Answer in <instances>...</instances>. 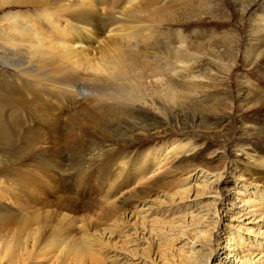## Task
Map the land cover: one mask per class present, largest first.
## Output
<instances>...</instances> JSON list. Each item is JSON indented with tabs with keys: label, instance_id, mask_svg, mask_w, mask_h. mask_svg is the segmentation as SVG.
Segmentation results:
<instances>
[{
	"label": "rangeland",
	"instance_id": "1",
	"mask_svg": "<svg viewBox=\"0 0 264 264\" xmlns=\"http://www.w3.org/2000/svg\"><path fill=\"white\" fill-rule=\"evenodd\" d=\"M52 1L54 2L51 5L56 2L53 5L56 8L60 5L65 8L63 10L67 8L66 12L60 10L66 14L70 10V13H81L76 11L90 6L99 7L100 13H105V22L113 23L109 24V28H114L112 35L120 34L121 38L114 36L115 43L117 39L121 40V43L117 41V46L121 45L124 49L127 47L126 50L130 51L132 46L138 51H144L143 55L146 57H141L139 64L146 79L140 78L141 73L136 75L137 77L120 76L114 81L101 83L103 79H99V82L98 77L91 75L81 54H57V49H52L51 45V50H47L48 45H44V50L37 52L43 42L38 45L27 37L17 36L16 32L11 33L10 30L13 29L12 24H16L21 31L19 25L22 26V23L19 21L26 23V26L23 24L26 28H30L28 23L32 20L33 23L39 24L34 23L41 30H49V24L44 20L47 9L43 3H20L12 0L9 4H3L0 1V84L3 85V88L0 85V98L6 94L4 91L7 89L4 88H9L8 85L19 88L3 106L7 121H10V136L7 146L0 142V162L8 161L6 164L13 167L12 171L6 172L3 177L11 181L17 192L8 194L3 190L4 196H0V239L3 236V239L7 240L6 243L11 239L13 243L22 241L23 227L26 226L24 213L34 215L40 212L42 217L48 219L49 224V220L56 217V209L55 214L59 215L57 223L60 221L63 224L69 221L67 215L79 214V217L87 214L88 216H85L89 218L92 215L97 216L102 209V213L107 210V215H103L105 217L100 214L102 219H95L93 216L92 221L87 219L91 224L89 232L98 233L104 226L101 224L104 221H118L124 232H121V229L103 236L105 245H93V248H96L94 252L98 253L95 255L102 257H97L98 264H151L147 256H152L159 262L166 257L168 264H185L182 257L184 240L180 238L181 232L186 233L184 237L189 242L185 246V251H188L185 253L188 255L201 248L203 243L216 250L210 258L207 257L208 247L204 248L198 264H216L219 257L225 259V264H244L240 254L228 249L227 238L228 234L233 232L232 228H237V239L243 240L245 246H253V264H264L261 258L264 252V214L257 210L251 211L253 206L246 207L240 201V198H249L248 196L251 200H256L257 197L252 194L257 193L254 185L264 190V177L257 179L251 176L252 169L259 164L264 165V0H96L98 5L95 0ZM87 2L93 5L88 6ZM131 2L137 4V7L131 8ZM109 14L112 20L109 19ZM145 34L147 38L151 36L149 40L153 41V44L146 45ZM126 35L129 37L126 38ZM108 37L107 32L100 39L107 41ZM130 38L135 46L129 43ZM87 39L85 38L77 48L84 47L88 55L94 52L95 63L101 61L104 56L101 52L102 43ZM125 40L128 46H125ZM178 65L186 69L181 70ZM29 67H34L35 70H40L39 72H48V75L50 73L54 77L48 78L53 80L62 75L77 74L76 81L81 82L84 87L78 89L75 94H63L56 82L51 81L49 84L48 81L47 88L50 86L51 90L54 88L53 91L57 90L59 94L53 95L43 87L35 86L37 80L32 73L36 71H29L32 74L29 77L18 70ZM54 74H57V77ZM129 80L133 82L131 89L134 100H117L116 103L120 107L113 104H106L102 108L94 107L95 95L100 92L105 94L106 89L107 92L119 90L120 85L129 84ZM25 83L27 85H24ZM6 95L8 97V94ZM119 102H127L130 107L124 108L126 105ZM41 109L57 123L61 139L60 142V139L56 140L57 144H54L55 139L48 133ZM23 119L24 123L21 122ZM40 120L45 124L42 121L40 123ZM25 124L27 127H34L32 130L39 136L40 141L32 138L35 134L31 137L32 133L25 129ZM38 130L40 133L43 131L42 134L38 133ZM40 137L44 138V142L48 140L47 144L42 142ZM62 139H66L65 142ZM29 140L33 142L32 145H35V140V143L38 141L37 146H33L35 151L41 144L44 149H56H53V158L58 159L57 166L54 165L56 169L54 166L47 169L48 165L44 168V165L39 163V156L36 157L39 162L28 164L29 167L32 166L30 168L27 164L17 166L21 159L34 151ZM175 144L188 148V151L174 154L167 163L155 168L157 177L155 176L152 184L145 186L137 192L136 197H131L123 204L119 200L115 201L117 203L114 206L118 205L119 208L104 206L101 197L108 192L115 180V173L118 174L121 161L129 160L128 167L131 164L132 168H135L146 160V154L168 152ZM19 156L21 157L17 158ZM103 160L106 166H103ZM112 161L117 164L114 162V165ZM59 163L62 164V169L67 167L69 173L64 175L66 177L58 175L61 170ZM64 163L67 166H64ZM189 175L192 177L188 185H184L188 189L176 196L173 192L180 180ZM67 194L71 196L73 203L76 201L74 206L78 207L77 210L68 211L67 208L58 206L64 202ZM27 196L34 200L35 206L21 209L16 201ZM142 207L147 208V225H142L131 217ZM248 209L251 214L246 213ZM1 214L7 216L2 217ZM156 219L161 222L153 224ZM171 221H174V224H171ZM34 224H30L31 228ZM33 228H37V225ZM47 231L52 232L49 229ZM76 231L74 234H77V239L79 234ZM127 235H130L129 244L124 243L125 239H129ZM97 236L100 237L98 234ZM29 248L32 249L31 246ZM1 251L6 253L7 249ZM17 252L21 253L19 250ZM43 257L44 255L32 263H27L26 255L24 257V254H19L14 257L12 264H49L47 256ZM0 263L7 264L5 259L0 260ZM73 263V260L68 261V264Z\"/></svg>",
	"mask_w": 264,
	"mask_h": 264
},
{
	"label": "bare ground",
	"instance_id": "2",
	"mask_svg": "<svg viewBox=\"0 0 264 264\" xmlns=\"http://www.w3.org/2000/svg\"><path fill=\"white\" fill-rule=\"evenodd\" d=\"M3 4H9V3H11V1L12 0H0ZM17 1H19L20 3H28V2H33V3H35V2H42L43 3V5H44V7L47 9V13H45L44 12V10H43V12L46 14V17H45V22H46V20H47V24H49L48 25V29L49 30H47V28L45 29V31L44 30H41V28L39 27V26H36L38 23L37 22H34V23H37V24H34L33 23V20L32 19H35V18H31V23H28V24H30V25H28V26H30V28H26L25 26V24H24V22H20L19 21V23L23 26H20L18 23V25H19V27H21V31H19V29L14 25V24H12V26H13V29L12 30H10V32L11 33H13V32H16V33H18V34H16L17 36L18 35H20L21 36V38L22 37H27L28 39H30L32 42H36L38 45H40L42 42V44H41V46L39 47V49H37L36 51L37 52H40L39 50H44V45H48L47 46V50H51V48L53 49V48H55V49H57L56 51H58V52H56L57 54H59V53H61L62 52V55H76V54H81V55H83L82 56V58L87 62V64H88V69H90V72L92 73L91 75L93 76V77H95V78H97L98 77V80L99 79H103L102 81H101V83H103V81L105 82V81H114L115 79H117V78H119L120 76H124V78L126 77H128L129 76V78H130V76L131 75H133V76H139V75H141V73H142V75L140 76V78H142V77H144V75H143V68L141 67V65L139 64V59H141V57L143 58L145 55H143V52L144 51H138V50H136V48H135V51L133 50L134 48L131 46V50L132 51H130V50H126L127 49V47H126V49H124V48H121L119 45L117 46V44H118V42L120 41V43H121V40H118L117 39V41H116V43L114 42V36L116 35H118V38L120 37L119 35V33H117V34H114V35H112V29H114V28H109V24H113L112 22L110 23V22H108V21H106L105 22V20H106V18H105V13H100L101 11V9L99 10V7H97V8H95L94 6H90L89 5V3L87 2V4H88V6H90V7H87L86 9H81V11H79V10H75L76 12H81V13H70V11H69V13H61L62 11L63 12H66L67 11V8H66V10H63V6L61 7V5L59 6V7H55V6H53L54 4H52L51 5V3L52 2H54V1H52V0H17ZM56 1V0H55ZM88 1V0H87ZM114 1V0H113ZM129 2H130V0H128ZM95 2H96V4H97V1L95 0ZM94 2V3H95ZM100 2V1H99ZM135 2V1H134ZM138 2V1H137ZM132 4H133V2H131ZM36 4H38V3H36ZM81 5V4H80ZM93 5V4H92ZM98 5V4H97ZM129 5V4H128ZM39 6V5H38ZM41 6V5H40ZM130 6H131V4H130ZM130 6H129V9H130ZM132 7H137V4H133V6H131V8ZM81 7H79V9H80ZM85 8V7H84ZM125 8V7H124ZM62 9V11H60ZM65 9V8H64ZM128 9V10H129ZM58 11H60V13L58 12ZM74 11V10H73ZM74 11V12H75ZM123 14H125V13H123ZM131 14V13H130ZM107 16V15H106ZM110 16V14L108 15V17ZM114 16V15H113ZM112 16V17H113ZM111 17V16H110ZM110 17H109V19H110ZM105 18V19H104ZM120 18V17H119ZM126 19H128V18H126ZM110 20H112V19H110ZM119 21V19H115V21ZM22 21H24V20H22ZM114 21V20H113ZM121 21V20H120ZM123 21H125L126 22V20L124 19ZM28 22V21H27ZM44 22V23H45ZM122 22V21H121ZM40 23V22H39ZM25 26H24V25ZM41 24H43V23H41ZM39 25V24H38ZM41 26H43V25H41ZM46 26V25H45ZM112 27V26H111ZM11 28V27H10ZM43 28V27H42ZM32 29V30H31ZM40 29V30H39ZM46 30L48 31V32H46ZM31 32H33V33H37V34H33L32 35V33ZM46 32V33H45ZM107 32H108V34H109V37H108V40L107 41H102L100 38H101V36L105 33V34H107ZM86 36L85 38L87 39H91V41H95L96 40V42L98 41V42H100V43H102V45H101V52L103 53V58L101 57V61H99V62H97L95 59V55L93 54L94 52H92L91 53V55H88L87 54V50L83 47V48H77V46H81L82 44V42L85 40V38H84V36ZM147 34H145V37H146V45L147 44H153L154 42L153 41H150L149 40V38L151 37V36H148V38H147V36H146ZM149 35V34H148ZM10 36V35H9ZM13 37V39H14V36H12ZM126 38H128L127 37V35L125 36ZM8 38H10V37H8ZM117 38V37H116ZM121 38V37H120ZM124 38V37H123ZM12 39V38H11ZM11 39H9V41L11 40ZM87 39V40H88ZM131 39V38H130ZM151 39V38H150ZM26 40V39H25ZM127 40V39H126ZM125 40V41H126ZM135 40V39H134ZM138 40V39H137ZM155 40H156V38H155ZM128 41H129V43L132 41V39L131 40H129L128 39ZM140 41H142V40H140ZM140 41H137V43L139 44L140 43ZM114 43L116 44V46L114 45ZM132 43V42H131ZM135 43H136V41H135ZM142 44H143V41L141 42ZM140 43V44H141ZM53 44H54V46H53ZM126 44H128L127 43V41H126V43H125V46H128V45H126ZM132 44H134V43H132ZM50 45H51V48H50ZM122 45H124L123 44V42H122ZM131 45V44H130ZM136 44H134V46H135ZM144 45V44H143ZM145 45V46H146ZM111 46H113V48H111ZM141 46V45H140ZM138 47H139V45H138ZM144 47V46H143ZM148 47V46H147ZM133 48V49H132ZM142 48V47H141ZM60 49V50H59ZM148 49V48H147ZM96 54V53H95ZM101 54V53H100ZM144 54H146V53H144ZM93 56V57H92ZM98 55H96V57H97ZM101 56V55H100ZM99 57V56H98ZM146 57V56H145ZM93 58H95L94 60L96 61V63L93 61ZM99 59V58H98ZM92 62V63H91ZM178 63H180V62H178ZM22 65V64H21ZM177 65V64H176ZM182 66H183V64H181ZM181 65H178V67L182 70L183 68H182V66ZM184 66H186V65H184ZM22 67V66H21ZM28 67V66H27ZM139 67H141V69H142V71H141V69L139 68ZM36 69H38V68H36ZM185 69H186V67H185ZM185 69H183V70H185ZM18 70H20L23 74H25V75H32L33 74V76L34 77H36V83H35V86H41V87H43V89L44 90H47V92L49 91V92H52V94L54 93V94H58V91L56 90H54L53 91V89L51 90L49 87V89L47 88V84L49 83H51V81L53 82H56L58 85V88L60 87V89H62L61 90V92L63 93V94H65V93H68V94H70V95H72V94H75V92L76 91H78V89H80L81 87H84L83 85H82V83L81 82H77L76 81V78L78 77V76H75V75H77V74H73L72 76L71 75H62V76H59V77H57L55 74V76L57 77V80H53V79H49L48 77H50V76H52V77H54L53 75H50V73H49V75L45 72V71H43V72H39V71H37V70H35V68L34 67H29V68H22V69H18ZM31 70H34V71H36L37 72V74H35L36 72H34V73H32V74H30L31 73ZM177 70V69H176ZM29 71H30V73H29ZM33 72V71H32ZM39 72V73H38ZM51 73H53V72H51ZM54 73H56V72H54ZM35 74V75H34ZM136 76V77H137ZM29 77H31V76H29ZM33 77V78H34ZM47 77V78H46ZM39 78V79H38ZM123 78V79H124ZM145 79H146V77H144ZM152 78V77H151ZM149 79H150V77H149ZM94 80V79H93ZM96 80V79H95ZM147 80H148V78H147ZM48 81H50V82H48ZM126 81V80H125ZM132 81V80H131ZM130 80H129V84H122V85H120V87L121 88H119V90L117 89V90H115V91H111V92H107V89H106V92H104L105 94H103L102 92H100V93H98L99 91H97L98 90V87H97V95H95V98L93 99V102H94V107H96V108H102V106H104V105H110V104H113V106L114 105H117V100L118 101H124V100H128V102H131V100H134L133 99V95H132V87H133V82H131ZM149 82H152V81H150V80H148ZM156 81H158V80H156ZM160 81V80H159ZM34 82V81H33ZM48 82V83H47ZM95 82H97V81H95ZM99 82H100V80H99ZM98 82V83H99ZM118 82V81H117ZM124 82V81H123ZM8 83V82H7ZM11 83V82H10ZM10 83H8V84H10ZM93 83V85L95 86V84H94V82H92ZM110 83V82H109ZM113 83V82H112ZM34 84V83H33ZM105 84H107V83H105ZM1 85V84H0ZM24 85H27L26 83L24 84ZM92 85V84H91ZM98 85V84H97ZM101 85V84H100ZM100 85H98V86H100ZM109 85V84H108ZM107 85V86H108ZM112 85V84H111ZM6 86H7V84H6ZM30 86V85H29ZM1 87L3 88V85H1ZM7 87H9V88H4V89H7L6 91H4L6 94H8V97H7V95L5 94L4 95V97L3 96H1V98H0V142L2 143V144H4V145H6V144H8V139H9V136H10V133H9V125H8V123L10 122V121H7V118H6V115H5V113H4V111H3V106H4V102H6L8 99L9 100H11V95H13V92L15 91H18V86H16V87H14V85H12V86H7ZM53 87V86H52ZM89 87V86H88ZM92 87V86H91ZM96 87V86H95ZM136 86L134 85V88H135ZM108 88V87H107ZM115 88V87H114ZM39 89V88H38ZM108 89H110V88H108ZM112 89V88H111ZM29 90V89H28ZM44 90H42V91H44ZM31 91V90H30ZM37 91V90H36ZM39 91V90H38ZM60 91V90H59ZM93 91V90H92ZM100 91H101V88H100ZM104 91V90H103ZM109 91V90H108ZM0 92H2V91H0ZM95 92V91H94ZM134 92V91H133ZM44 93V92H43ZM93 93V92H92ZM51 94V93H50ZM53 94V95H54ZM101 94V95H100ZM59 95V94H58ZM57 96V95H56ZM139 96V95H138ZM3 97V98H2ZM135 98V97H134ZM20 99H21V97H20ZM138 99V98H137ZM119 103H121V102H119ZM118 103V104H119ZM123 103V102H122ZM121 103V104H122ZM120 104V105H121ZM124 105H126L124 108H129L130 107V105H129V103H127V102H124L123 103ZM9 105V104H8ZM7 105V106H8ZM117 106H119V105H117ZM116 107V106H115ZM120 107V106H119ZM118 107V108H119ZM123 107V106H122ZM118 108H115V109H118ZM41 112L43 113V115H44V118H45V123H46V126H47V128H48V133L50 134V136L51 137H53L54 139H55V141L56 140H58V139H60L59 137V130H58V127H57V123H55L54 122V120H52L51 118H50V116L43 110V109H41ZM96 112V111H95ZM39 114V113H38ZM41 115V114H40ZM16 116V115H15ZM19 116V115H18ZM14 117V116H13ZM40 118L39 119H41V116H39ZM16 118H17V116H16ZM22 118V117H21ZM15 119V118H14ZM9 120V119H8ZM16 120H18V119H16ZM15 120V121H16ZM20 121V120H19ZM33 121V120H32ZM36 121H38V120H36ZM41 121L42 120H40L39 122L41 123ZM21 122L22 123H24V119L23 120H21ZM38 122V123H39ZM43 122V121H42ZM39 123V124H40ZM44 123V122H43ZM44 123V124H45ZM26 125V124H25ZM24 125V126H25ZM17 126V125H16ZM23 126V127H24ZM35 126V125H34ZM37 126V125H36ZM45 126V125H44ZM15 127V126H14ZM13 127V128H14ZM26 127H27V125H26ZM25 127V129L26 130H28V131H30L31 133H32V135H31V137L35 134V131H33L34 129V127L32 128V126H30V125H28V127L26 128ZM33 129V130H32ZM38 129V128H37ZM44 129V128H43ZM15 130V129H14ZM39 132L38 133H40V130H38ZM43 132V131H42ZM42 132L40 133V134H42ZM30 133V134H31ZM29 134V135H30ZM39 134V135H40ZM36 135V136H35ZM34 135V137H32V138H35V139H37L38 141H40L39 140V136L37 137V134H35ZM43 135H44V133H43ZM28 136V135H27ZM41 136V135H40ZM30 137V138H31ZM42 137V136H41ZM40 137V139H41V141L42 142H44L42 139H44V138H41ZM43 137H45V136H43ZM47 137V136H46ZM24 138H26V137H24ZM28 138V137H27ZM48 138V137H47ZM70 138H72V137H70ZM69 138V139H70ZM29 139V138H28ZM50 139V138H49ZM63 140V139H62ZM64 140H66V139H64ZM63 140V141H64ZM25 141H27V140H25ZM31 140H29V142H30ZM32 141H34V139H32ZM31 141V142H32ZM38 141H37V143H38ZM48 141V140H47ZM46 141V142H47ZM53 141V140H52ZM59 142L61 141V139L60 140H58ZM58 141H56V143L54 142V144H57V142ZM63 141H62V144H63ZM68 141V140H67ZM35 142H36V140H35ZM34 142V144L37 146V143H35ZM46 142H44L45 144H47ZM53 142H52V144H53ZM65 142V141H64ZM73 142V141H72ZM71 142V143H72ZM27 143H28V141H27ZM40 143V142H39ZM68 143H70V140H69V142ZM33 144V142L31 143V145ZM59 144V143H58ZM65 144V143H64ZM35 145H32L31 146V148L34 146V147H36ZM60 145V144H59ZM71 145V144H70ZM7 146V145H6ZM5 146V147H6ZM28 146H30V145H28ZM51 146H53V145H51ZM33 147V149H34V151H35V148ZM39 148H41L39 151H38V149L39 148H37V152L35 151V153H33L34 151H33V149L31 150V151H33L31 154H30V152H29V154L30 155H26V153H25V156H27V157H24L23 159H21L20 160V162H18V164H17V166L19 165H21V164H27L26 166L27 167H29V163H34V162H39V161H37V156H39L40 158H39V160H40V162L39 163H41L42 165H44V168H45V166L46 165H48V167H46L47 169L49 168V166H54V165H56L57 166V162H56V160L58 161V159H54L53 158V153H54V151H53V149H55L54 147H53V149H51V148H47L46 147V149H44V148H42V144L40 145V146H38ZM43 147H45V146H43ZM58 148H60L59 146H57ZM56 147V148H57ZM6 148H8V147H6ZM30 148V149H31ZM57 148V149H58ZM193 150L195 149V147H193L192 148ZM28 150V149H27ZM56 150V149H55ZM59 150V149H58ZM30 151V150H29ZM52 151V152H51ZM111 151H113V150H111ZM186 151H188V148H186V147H183V146H181V145H177V144H175L168 152H157L156 154L154 153H148V154H146L145 155V157H146V160L143 162V163H141L138 167L136 166L135 168H132V166L133 165H131L130 164V167H128L129 165H128V161L129 160H126V161H121L122 163H121V168H119V172H118V174H116L115 173V176H116V178H115V180L112 182V185L110 186V188H109V190H108V192L103 196V197H101L102 198V203H104L105 205L104 206H106L107 208L108 207H114V208H116L114 205H115V203H117V202H115V201H120L122 204L124 203V202H127L131 197H133V196H135L136 194H137V192H139V191H141L145 186H149L150 184H152V181L155 179V176H156V171L154 172V169L155 168H158V167H161L163 164H165V163H167L169 160H170V158L174 155V154H176V153H179V152H186ZM56 152V151H55ZM63 152V151H62ZM61 151H60V153H62ZM105 152V154L107 153L106 151H104ZM103 152V153H104ZM108 152H110L109 150H108ZM58 155V154H57ZM101 155V154H100ZM24 156V155H23ZM21 156H19V157H17V158H20ZM59 157V156H58ZM63 157V156H62ZM65 157V156H64ZM101 157V156H100ZM110 157V156H109ZM108 157V158H109ZM120 157V156H119ZM126 157V156H125ZM124 157V158H125ZM16 158V159H17ZM60 158V157H59ZM116 158V157H115ZM123 158V157H122ZM251 158H252V156H251ZM13 159V158H12ZM64 159V158H63ZM126 159V158H125ZM124 159V160H125ZM253 159V158H252ZM114 160V159H113ZM116 161H117V158L115 159ZM118 160H119V158H118ZM122 160V159H121ZM107 161H109V160H107ZM1 162H3V161H1ZM0 162V163H1ZM17 162V161H16ZM15 162V163H16ZM63 162V161H62ZM113 162V161H112ZM115 162V161H114ZM114 162H113V164H114ZM118 162V161H117ZM149 162V164H145V163H148ZM6 163H8V161L6 162ZM6 163H1V165H0V196H1V198L4 196V191L3 190H5V191H7V193L8 194H11V192H17L16 190H17V188L15 187V186H13L10 182V180H8L7 179V177H3L4 176V174L7 172V173H9L10 171H12V168L10 167V165H9V167L10 168H8V165L6 164ZM9 163H10V161H9ZM107 163V162H106ZM108 163H110V162H108ZM107 163V164H108ZM116 163V162H115ZM38 164V163H37ZM41 164H39L40 166H41ZM102 164H103V166H106L105 165V161L103 160L102 161ZM112 164V165H113ZM117 164V163H116ZM11 165H13V163H11ZM32 165V164H31ZM115 165V164H114ZM113 165V166H114ZM14 166V165H13ZM21 166H23V165H21ZM20 166V167H21ZM56 166H54V168L56 167ZM59 166H61L60 168H61V170L60 171H58V175H60L61 177H66V176H64V175H67V173H69V172H67V167L66 168H64V169H62V164L61 163H59ZM64 166H67V164H65L64 163ZM63 166V167H64ZM101 166V165H100ZM111 166V165H110ZM118 166H120V165H118ZM255 166H257V165H255ZM264 165L263 164H259L257 167H255L254 169H252V172H251V176L252 177H256L257 179L259 178V179H261L262 177H264V167H263ZM30 167H32V166H30ZM29 167V168H30ZM35 168H36V166H34ZM116 167V166H115ZM115 167H114V169H115ZM38 168V167H37ZM104 168V167H103ZM116 168H118V167H116ZM14 169H17V168H15L14 167ZM52 169V168H51ZM56 169V168H55ZM36 170V169H35ZM38 170V169H37ZM105 170H108V168L106 169L105 168ZM117 170V169H116ZM130 170H131V173H130ZM159 170V169H158ZM9 171V172H8ZM54 171H56V170H54ZM113 171H115V170H113ZM161 171H163V170H161ZM160 171V172H161ZM48 172V171H47ZM135 172V173H134ZM160 172L158 173L159 175H160ZM32 175H34V174H32ZM37 175V174H36ZM31 176V175H30ZM113 176V175H112ZM28 177H29V175H28ZM114 177V176H113ZM157 177V176H156ZM192 177V176H191ZM190 175L189 176H187L185 179H183V180H180V182H179V185L176 187V189H175V191L173 192V193H175L176 194V196H177V194L179 195H181L182 193H184L185 192V190H187L188 188L186 187V186H184V185H188V183H189V181H190ZM34 179V178H33ZM112 179H114V178H112ZM254 179V178H253ZM256 180V179H255ZM109 181V180H108ZM130 182H134L132 185L130 184L129 186L127 185L128 183H130ZM32 183V182H31ZM252 183V182H251ZM255 183V182H254ZM260 183V182H259ZM110 184V183H109ZM256 184V183H255ZM38 185V184H37ZM249 185V184H248ZM198 186V185H197ZM255 187L254 188H256L257 190V193H252L253 195H254V197H257L256 198V200L255 199H253V200H251V198H250V196H248L249 198H240V201H242L243 202V204L244 205H246V207L248 206V207H252L253 206V208H251L250 210L251 211H255V212H257V211H259V212H263L262 214H264V198H263V195H264V190H261L260 189V187L259 186H257V185H254ZM38 188V187H37ZM187 188V189H186ZM259 189V190H258ZM148 190V189H147ZM29 191V190H28ZM31 193V192H30ZM103 193V192H102ZM29 194V193H28ZM34 194V193H33ZM118 194V195H117ZM188 194V193H187ZM103 195V194H102ZM117 195V196H116ZM120 195V196H119ZM116 196V197H115ZM173 196H174V194H173ZM32 197V196H31ZM136 197V196H135ZM182 197V196H181ZM65 200H63L64 202L61 204H58V206H62V207H65V209L67 208V210L69 209V210H72V211H74V209H76V207L74 206V204H76V201H75V203H73L72 201H71V196L70 195H66V197L64 198ZM117 199V200H116ZM72 200H73V198H72ZM33 202H34V200L33 199H31V198H29L28 196L24 199H21L20 201H16V203L18 204V206L22 209V208H24V207H26V206H35V205H33ZM100 202V201H99ZM101 203V202H100ZM101 203V204H102ZM1 204L2 203H0V208H1ZM98 204V203H97ZM101 204H99V207H100V205ZM78 205V204H77ZM83 207V206H82ZM87 207V206H86ZM105 207V208H106ZM246 207H244L245 209H246ZM78 208V207H77ZM89 208V207H88ZM98 208V207H97ZM101 208H102V205H101ZM118 208H119V206H118ZM259 208V209H258ZM58 209V208H57ZM86 209V208H85ZM110 209V208H109ZM56 210V209H55ZM55 210H54V215L56 216V217H54L53 219H51V220H49V224H48V219H46L45 218V216L44 217H42L41 215L42 214H39L40 212H38V213H36V214H34V215H27V214H25L24 213V218H25V222L24 223H26V226L25 227H23V232H24V235H23V237H22V241H18V242H12L13 240L11 239V240H9L7 243H6V241L7 240H4L3 239V236L1 237V239H0V260H4L5 259V262L7 263V264H12L14 261H12L13 259H14V257L15 256H19V254H24V257H25V255H26V261H27V263H32L35 259H37V258H39L40 256L42 257L43 255H44V257L43 258H45V256H47L46 257V259H47V263H49V264H68V261L70 260V261H72L73 260V264H98V260H97V257L98 256H96L98 253H96V252H94V248H93V245H95V244H102V245H105V242L102 240V238H103V236H106V235H111V234H113V233H115L116 231H119V230H121L122 229V231L121 232H124L123 231V228L120 226L121 224H118V221H113L112 223H110V222H107V221H102L103 223H101V224H103L104 226L102 227V229L98 232V233H96L95 231V233L94 232H89V226L91 225L89 222V220H87V219H91V221L93 220L91 217L93 216L91 213H90V216L91 217H87L88 215L87 214H85V215H87V216H85V215H83V216H77V215H79V214H76V215H74V216H68L67 215V217H69V221L67 222H65V223H63V224H61V222L60 221H58L59 223H57V220H58V217H59V215L56 213L55 214ZM60 210V212L59 213H61V209H59ZM68 210V211H69ZM77 210V209H76ZM75 210V211H76ZM104 210V209H103ZM106 210V209H105ZM249 209L246 211V213H249V214H251ZM257 210V211H256ZM260 210H263V211H260ZM49 211V210H48ZM79 211V210H78ZM99 211V210H98ZM113 211H114V209H113ZM147 208H141V209H138L136 212H135V214L133 215V216H131V217H134L135 219H136V221H138L140 224L142 223V225L143 224H145V223H147L146 221H145V216L148 214L147 212ZM57 212V211H56ZM64 212H66V211H64ZM105 212H107V210L105 211ZM105 212H103L102 213V209H101V213H99V214H97V216H93V218H97V217H100L101 215L100 214H102V216L101 217H105V216H103L104 215V213ZM109 212V211H108ZM149 212V211H148ZM254 212V213H255ZM71 214H75L76 212H70ZM88 213H89V210H88ZM147 213V214H146ZM64 214V213H63ZM69 214V213H68ZM81 214V213H80ZM84 214V213H83ZM106 214V213H105ZM255 214H258V213H255ZM2 215V217H6L7 215H5V214H1ZM47 215V214H46ZM53 215V216H54ZM64 215H66V213L64 214ZM64 215H61V216H64ZM100 215V216H99ZM107 215V214H106ZM48 216H49V213H48ZM109 216V218H110V216L111 215H108ZM114 216H116V215H114ZM149 216V215H148ZM100 217V218H101ZM128 217H130V216H128ZM95 218V219H96ZM108 218V217H107ZM109 218L107 219V220H109ZM112 218V217H111ZM110 218V219H111ZM120 218V217H119ZM122 218H123V216H122ZM62 219V218H61ZM60 219V220H61ZM68 219V218H67ZM66 219V220H67ZM94 219V220H95ZM97 219H99V218H97ZM102 219V218H101ZM148 219V218H147ZM146 219V220H147ZM55 220V221H54ZM63 220H64V218H63ZM106 220V219H105ZM121 220V219H120ZM129 220V219H128ZM97 221V220H96ZM123 221V220H122ZM125 221V220H124ZM127 221V220H126ZM54 222H56V223H54ZM95 222V221H94ZM99 222V221H98ZM161 222V220H159V219H156L155 221H153L152 223L153 224H157V223H160ZM174 221H171V224L173 223ZM32 223H35L34 225L36 226L37 225V228H33V226H32V228H31V226H30V224H32ZM97 223V222H96ZM120 223H122V222H120ZM124 223V222H123ZM135 223V222H134ZM90 224V225H89ZM95 224V223H94ZM127 224V223H126ZM174 224V223H173ZM97 225V224H96ZM136 225V224H135ZM145 225H147V224H145ZM48 226V227H47ZM102 226V225H101ZM101 226H99V228L101 227ZM135 227V226H134ZM138 227V226H137ZM46 228H47V230L49 229V230H51L52 232H48L47 230H46ZM76 229H78V231H76ZM97 229V228H96ZM135 229L137 230V228L135 227ZM235 229V230H234ZM99 230V229H98ZM125 230V229H124ZM74 231H76V232H78V234H79V236L77 237V239H76V236H77V234H76V236H75V232ZM92 231V230H91ZM232 231L233 232H231V233H229L228 235V238H227V245H228V249H233L234 251H235V253L236 254H240V257H242V259H243V262H244V264H253V261H254V253H253V251H252V248H253V246H251V248H249L248 246H245V244L243 243V240H241V239H237V236H236V233L238 232V230H237V228H232ZM97 234L98 235H100V237L99 236H97ZM185 234L186 233H183V232H181V235H180V238L182 239V240H184V244L182 245L183 247H182V251L184 252L183 253V255H182V257L184 258V263L185 264H198V262H199V260L201 259L200 257L202 256V252H203V250H204V248H207L208 247V249H209V254H208V256L207 257H210V256H212V254H214L215 252H216V250L214 249V248H211V246H209L208 244H205V243H203L202 244V246H201V248H199V249H195L194 250V252H193V254L191 253V255H188L187 253H185V252H188V251H185V246H186V244H188L189 242H187L186 240H185ZM127 237L129 238V239H125L124 240V243L125 244H129L130 242H131V240H130V235H127ZM15 241V240H14ZM97 242V243H96ZM12 245V246H11ZM152 245V244H151ZM15 246H16V248H18V250L21 252V253H19V252H17L18 250L15 248ZM29 246H31L32 247V249H30L29 248ZM232 246V247H231ZM193 248H194V246H193ZM2 249H7V252L6 253H2L3 251H1ZM96 249V248H95ZM251 249V250H250ZM22 250H24V252L22 253ZM227 250V249H226ZM254 250V249H253ZM96 251V250H95ZM149 252L151 253V248L149 249ZM260 252H263V251H260ZM259 252V253H260ZM95 253H96V255H95ZM201 253V254H200ZM229 253V252H228ZM227 253V254H228ZM231 253V252H230ZM229 253V254H230ZM228 254V255H229ZM149 255H151V254H149ZM100 256V255H99ZM216 256V255H215ZM72 257V258H71ZM20 258V257H19ZM23 258V257H22ZM101 259L102 257H98V259ZM147 258L149 259V263H151V264H168V259L166 258V257H164L163 258V260L161 259L160 260V262L158 261V260H156L154 257H152V256H147ZM211 258V257H210ZM209 258V259H210ZM220 259L219 260H221L222 258L221 257H219ZM261 258L263 259V262H264V252L261 254ZM21 259V258H20ZM40 259V258H39ZM104 259V258H103ZM208 259V260H209ZM19 260V259H18ZM217 261L216 262V264H225V259H222L221 261ZM223 260H224V262H223ZM25 261V262H26ZM100 261H102V260H100ZM100 261H99V263H100ZM103 262H105V261H103ZM207 263V262H206ZM1 264V263H0ZM104 264H106V263H104Z\"/></svg>",
	"mask_w": 264,
	"mask_h": 264
}]
</instances>
